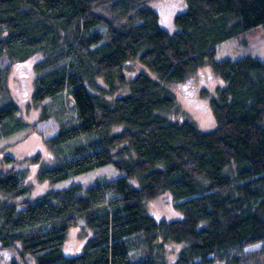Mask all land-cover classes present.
Returning a JSON list of instances; mask_svg holds the SVG:
<instances>
[{
	"label": "trees",
	"instance_id": "1",
	"mask_svg": "<svg viewBox=\"0 0 264 264\" xmlns=\"http://www.w3.org/2000/svg\"><path fill=\"white\" fill-rule=\"evenodd\" d=\"M184 1L168 33L139 0H0V59L43 55L32 67L31 102L39 122L57 123L44 140L54 166L28 162L37 182L107 166L122 174L31 201L25 167L0 172L1 250L18 245L34 264L248 263L244 248L264 241V62L215 57L218 45L257 26L264 39V0ZM133 60L156 79L139 74L111 101L92 94L99 79L110 91L123 85V65ZM204 66L224 84L208 102L215 127L207 132L161 116L175 105L166 85ZM8 75L0 67V140L29 127L10 99ZM12 163L0 158V166ZM164 193L180 219L157 222L145 211ZM79 221L90 238L69 258L63 246ZM168 243L183 246L172 263Z\"/></svg>",
	"mask_w": 264,
	"mask_h": 264
},
{
	"label": "rangeland",
	"instance_id": "2",
	"mask_svg": "<svg viewBox=\"0 0 264 264\" xmlns=\"http://www.w3.org/2000/svg\"><path fill=\"white\" fill-rule=\"evenodd\" d=\"M139 1L147 4L158 14L162 29H165L168 33L174 32L172 20L175 15L182 13L185 9L184 0ZM248 56L264 62V39L260 26H257L253 31L241 33L237 38L218 45L215 60H238V58ZM42 59L43 55L41 53L30 57L29 60L23 63L9 64L6 58L0 59V67L9 66V75L6 83L10 99L17 106L20 117L29 125L22 132L0 140V158L8 156L13 160L11 165L3 164L0 166V172L13 166L17 168L25 167L27 169L25 185L29 187V194L25 198L31 201L36 200V198L46 194L48 191L62 190L72 184H80L83 188H87L98 184V182H108L117 179L122 175L119 172H115L111 166H107L55 185H50L47 182H37L35 176L37 165H30L28 162L38 158L39 162L45 163L49 167L54 166L53 155L46 144H44V140L53 137L57 132V123L54 120L39 122L40 109L31 102L34 83L32 67ZM139 74H146L152 79H156L145 66H142L137 60H133L123 65V77L125 80L123 85H115L114 90L110 91L102 79H99L97 87L101 91L93 90L91 92L92 94H101L102 98L107 101L114 100L116 97H123L129 92L128 84ZM223 86L224 84L212 72L210 67L204 66L188 76L184 82L166 85L175 98V105L172 109L162 112L161 116L175 122L191 121L199 130L210 131L215 125L208 102L216 96L217 90L223 88ZM3 105L0 101V107ZM120 129L121 127L117 126L111 128V133L115 134ZM129 182L137 188L138 183L136 180L130 179ZM4 200L5 198L0 197V201ZM144 209L157 222L162 220L170 222L180 219L179 213L173 208V200L167 193L146 201ZM66 237L63 254L70 258L80 253L82 246L90 238V232L82 221H79L76 227L69 229ZM181 248L183 246L171 243L164 246L163 253L167 263H172L175 260ZM243 254L245 259H247V264H264V241L244 248ZM12 263L34 264V260L29 255H21L18 245L7 250L0 249V264ZM214 264L222 263L217 262Z\"/></svg>",
	"mask_w": 264,
	"mask_h": 264
}]
</instances>
